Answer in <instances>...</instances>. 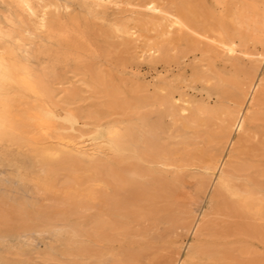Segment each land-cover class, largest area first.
I'll return each mask as SVG.
<instances>
[{
  "label": "rangeland",
  "instance_id": "374dc122",
  "mask_svg": "<svg viewBox=\"0 0 264 264\" xmlns=\"http://www.w3.org/2000/svg\"><path fill=\"white\" fill-rule=\"evenodd\" d=\"M121 1L117 14L108 12L105 21L88 19V30L82 36L71 32L66 53L52 63L46 75L51 82L58 78L73 81L65 85L74 93L64 106L75 109L77 126L85 124L82 140L86 146L96 141L98 123L119 124L125 115L145 114V121L134 120L144 129L140 149L145 161L125 159V165L140 167L134 174L116 165L81 162L83 186L98 195L91 200L74 197L71 190L68 195L46 190L32 179L44 166L43 160L33 162L24 174L20 154L27 149L7 144L8 148L0 150V254L6 262L20 264H175L196 239L203 254L201 262L264 264V83L258 118L239 151V170L233 176L242 190L240 196L251 202L249 212L215 207L220 201H211L215 175L204 170L209 155L223 147L218 141L223 132L221 121L227 117L223 109L239 100L238 88L248 75L263 70L261 61L244 54L258 51L260 44L247 35L235 36L241 53L227 57L214 41L222 22L228 32L237 35L239 27L221 11L233 0H154L186 13V8L193 10L187 18L198 33L174 32L170 36L175 43L156 38L162 26L138 20L134 6L125 4L149 0ZM71 4L70 13L80 12L75 2ZM114 22L134 27L140 41L119 37L112 30ZM147 39L152 42L149 47L163 43L168 57L165 67L149 63V52L140 51ZM157 85L165 86L164 93L158 92ZM169 90L174 96L186 94L191 106L200 110L199 116L208 119L206 123L195 122L189 112L170 115L158 100ZM205 133L213 136L204 138ZM31 134L41 142L56 140L37 131ZM229 147L224 144L222 154ZM100 149L103 160L112 155L103 145ZM55 174L57 182H72L66 169L59 168ZM18 177L23 178V187L14 182ZM196 194V203L187 198ZM221 196L223 202H232L226 192ZM109 197L120 200L118 212L105 208L100 200ZM131 210V216L122 218ZM55 232L61 243L83 244L84 257H73L56 245Z\"/></svg>",
  "mask_w": 264,
  "mask_h": 264
},
{
  "label": "bare ground",
  "instance_id": "6f19581e",
  "mask_svg": "<svg viewBox=\"0 0 264 264\" xmlns=\"http://www.w3.org/2000/svg\"><path fill=\"white\" fill-rule=\"evenodd\" d=\"M72 2L76 3L80 12L70 13L71 9H74ZM122 4L121 0H0V147L2 148L0 150L13 145L27 149L20 154L22 163L25 165L24 174L29 171L33 162L40 163L41 158L44 166L34 174L32 179L38 180L50 192L68 195L71 190L74 192V197L95 200L98 199L96 192L83 186V179H81L83 174L79 172L82 169L81 162L87 164L98 162L100 167L116 165L121 171L134 174L140 171V167L135 164L125 165V159L145 161L142 155L143 150L140 149V142L144 143V129L140 123H134L135 119L145 121L147 119L145 114L125 115L119 124H111V121L104 124L98 123L94 134L96 141L91 146H86L82 140L85 135L83 130L85 124L83 123L82 127L77 126L75 109L64 106L68 104L69 96L74 93L72 92L74 89L65 85L72 84L73 81L58 78L52 83L46 75V71L53 67L52 63L60 55L66 53L67 41L71 32L82 36L85 30H88V19L105 21L108 12L112 11V14H117ZM125 4L134 6L133 13L138 16V20L141 18L143 21L162 26L156 36L161 41L175 43L174 38L170 36L174 32L190 30L198 33L191 26L190 19L187 18V15L190 17L193 13V10L188 8H186L188 11L186 13L183 9H172L154 0ZM221 11L239 29L236 30L237 35H234L235 33L228 32L223 22L220 23L222 30L217 32L218 37L214 39L218 47L225 56H234L236 53H241V50L237 49V43L233 37L249 36L261 47L256 52L244 54L253 57L254 62L261 61L263 70L256 76L248 75L242 83L244 84L242 88H238L239 100L231 108L223 109L222 113L227 117L221 121L224 124L223 132L218 141L223 147L224 144L230 147L224 154H222V147L221 153L209 155L204 170L209 175H215V194L211 201L217 202L220 199L215 207L249 212L251 202L249 199L243 200L240 196L242 190L233 182V176L239 170L237 156L250 137V131L258 118L256 111L262 97L264 0H233L229 6L222 7ZM112 30L117 32L121 38L127 37L140 41L139 36L135 35L134 27L125 23L114 22ZM151 44L150 39L143 41L140 51L142 54L149 52L147 54L149 63H161L162 67H165L168 57L163 43H156L155 46L149 47ZM51 73L56 74L54 69ZM160 77L164 78L162 75ZM168 85L171 86L170 83ZM221 85L219 84L220 89H224L222 87L225 83ZM156 89L159 93H164L165 86L157 85ZM158 100L167 106L170 115L189 112L193 115L195 122L206 123L208 120L199 116L200 110L191 106V101L184 93L174 96L173 91L169 90ZM56 108L62 112H58ZM207 111L210 112V110ZM213 111L216 116L218 109ZM60 121L66 125H59ZM186 123V121L182 123L183 128L187 127ZM31 131H37L44 137H54L56 140L41 142L31 134ZM212 136L210 133L204 134V138ZM7 144L8 147H6ZM102 145L112 154L106 160L99 156ZM154 154L155 156L160 155L157 152ZM165 164L173 166L171 163ZM59 168L68 170V176L72 182H65L66 180L57 182L55 173ZM14 182L17 186L23 187V178L18 177ZM223 192L232 198L231 203L223 202L221 199ZM187 198L195 203L199 200L197 194L188 195ZM100 200L105 208L118 212L119 199L109 197L100 198ZM131 213H133L132 210L126 216H121L127 218L131 216ZM197 229L198 225L194 230L195 234ZM53 235L56 245L69 252L71 256L84 257L86 248L83 244L71 246L68 240L61 243L58 234L55 232ZM195 241L196 239L188 245L184 255L175 264H214L212 259L200 261L203 254L199 244ZM0 264L20 263L6 262V258L4 259L0 254Z\"/></svg>",
  "mask_w": 264,
  "mask_h": 264
}]
</instances>
